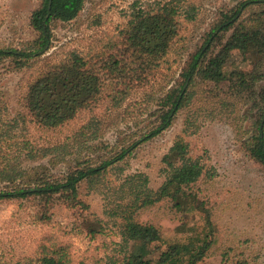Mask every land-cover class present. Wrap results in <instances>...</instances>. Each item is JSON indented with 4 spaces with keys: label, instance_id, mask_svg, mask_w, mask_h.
<instances>
[{
    "label": "trees",
    "instance_id": "obj_1",
    "mask_svg": "<svg viewBox=\"0 0 264 264\" xmlns=\"http://www.w3.org/2000/svg\"><path fill=\"white\" fill-rule=\"evenodd\" d=\"M84 3L85 0H40L29 14L33 38L20 47H0V59L10 58L16 68L30 66L51 46L54 25L75 19ZM126 15L116 39L103 43L100 51L89 54L71 49L63 58L45 62L28 82L22 98L25 114L18 111L17 117L25 120L28 115L38 127L53 130L80 112L92 111L102 100H107L109 109L119 108L135 87L151 85L169 53L180 54L175 45L181 23L194 19L195 7L182 4L181 0H133ZM234 51L248 61V68L227 64ZM179 76V83L174 82L165 90L162 86L161 94L155 98L151 114L158 124L120 149L108 148L94 158L86 155L70 165V146L74 142L90 152L106 147L101 144L94 149L96 145L90 143L98 138L101 127L99 119L91 116L60 143L34 146L23 139L17 143L19 152L15 149L0 152V200H34L37 220L41 222H48L52 209L63 205L93 236L101 230V222L89 210L80 188H91L101 182L139 141L165 129L176 111L189 105L194 87L195 91L201 87L200 93L211 109L220 107L231 112L240 102L251 103L262 118L264 0H235L234 5L220 10L203 33L200 44L188 53ZM147 94L154 91L144 96ZM5 124L6 129L0 128V142L8 135L7 131L18 126L19 120L13 117ZM189 125L186 118L183 132ZM263 129L264 122L257 120L242 146L248 157L264 168ZM161 161L164 180L155 190L148 186V176L140 171L125 174L117 184L115 192L120 193V201L110 214L121 218L123 255H108L103 264H197L209 254L214 242V222L208 201L200 196L199 183L214 177L213 170L200 157L191 156L182 135L176 136ZM60 163L65 170L56 173L54 167ZM159 203L175 217L197 215L199 223L184 238L167 241L156 224L141 218ZM180 227L181 223L177 228ZM164 243L165 248L160 249ZM68 261L63 252L54 249L38 258L36 264H69ZM220 264L246 263L224 258Z\"/></svg>",
    "mask_w": 264,
    "mask_h": 264
},
{
    "label": "rangeland",
    "instance_id": "obj_2",
    "mask_svg": "<svg viewBox=\"0 0 264 264\" xmlns=\"http://www.w3.org/2000/svg\"><path fill=\"white\" fill-rule=\"evenodd\" d=\"M132 1L85 0L75 19L54 25L51 46L30 66L16 68L10 58L0 59V128L6 129L5 123L13 117L19 120L18 126L11 132L7 131L8 135L0 142L1 153L13 152L14 149L19 152L17 143L23 139L34 146L60 143L70 138L91 116L99 119L101 127L98 138L90 143L96 145L94 149L101 144L106 147L90 152L80 149L74 142L70 146V165L86 155L94 158L108 148L120 149L131 144L139 135L146 134L158 124L159 121L151 113L155 108V98L161 94L160 89L163 86L165 90L181 79L179 71L188 53L200 44L203 33L217 19L220 10L235 3V0H181L182 4L194 5L195 17L181 23L175 45L180 54L169 53L167 62L151 79V85L135 87L119 108L109 109L107 100H102L92 111L80 112L68 123L53 130L38 127L28 115L25 120L17 117L18 111L25 114L22 98L27 84L44 63L63 58L71 49L82 53L89 51V54L100 51L103 43L116 39L118 30L126 22ZM39 2L0 0V47H20L33 38L29 14ZM247 62L237 51L227 59L230 67L248 68ZM200 89L198 87L195 91L193 88L189 105L178 109L165 129L139 141L129 154L117 162L120 169L109 170L102 181L91 188H80L89 210L101 222V230L93 236L63 205L52 209L48 222H41L37 220L34 200L1 199L0 264H36L38 258L54 249L63 252L69 264H103L108 255H123L119 234L121 218L110 214L120 201V193L115 192L116 186L125 174L140 171L148 176V186L155 190L164 180L161 158L177 135H182L188 143L191 156L200 157L214 172V177L199 183L200 196L211 207L214 242L209 254L197 264H220L224 258L228 261L244 260L246 264H264V168L248 157L242 146L254 123L262 118L258 117L256 107L251 103L240 102L231 112L220 107L211 109ZM151 91L154 94L144 96ZM186 118L190 125L183 132ZM64 170L62 163L54 167L56 173ZM141 218L156 224L163 238L170 242L184 238L199 223L197 215L175 217L162 203ZM165 246V243L162 244L160 249Z\"/></svg>",
    "mask_w": 264,
    "mask_h": 264
},
{
    "label": "water",
    "instance_id": "obj_3",
    "mask_svg": "<svg viewBox=\"0 0 264 264\" xmlns=\"http://www.w3.org/2000/svg\"><path fill=\"white\" fill-rule=\"evenodd\" d=\"M263 120H264V115H263V117H262V119H261V124H262Z\"/></svg>",
    "mask_w": 264,
    "mask_h": 264
}]
</instances>
